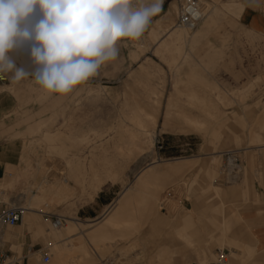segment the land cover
<instances>
[{"label": "rangeland", "instance_id": "obj_1", "mask_svg": "<svg viewBox=\"0 0 264 264\" xmlns=\"http://www.w3.org/2000/svg\"><path fill=\"white\" fill-rule=\"evenodd\" d=\"M183 1L159 0V12L141 38L122 41L115 60L67 95L41 94L32 79L36 65L30 44L13 51L16 67L29 77L14 82L8 72V82L0 84L17 103L15 136L22 147L16 172L27 177L22 181L32 177L34 182L22 188L16 173L7 176L0 181V195L19 202L24 194L21 207L32 205L39 211L29 220L37 223L33 230L22 222L7 231L16 256L34 247L25 264H43L44 253L51 257L48 264H162L160 256L175 264L182 249L176 229L184 217L194 222L190 230H199L206 238L221 216L239 215L243 219H233V227L245 232L246 246H254L244 219L259 204L254 182L261 173V150L251 140L264 123V36L223 15L203 34L197 29L205 17L187 31L177 22ZM225 1L197 0L203 14L213 6L222 8ZM230 8L235 9L234 0H227L228 16L234 13ZM168 14L175 25L173 34L181 36L177 41H171L172 34L165 35L167 25L159 23ZM38 19L39 13L33 22ZM38 127L65 134L45 143L43 131L33 132ZM228 155L241 163L236 172ZM175 159H190L192 166L128 191L124 207L117 208L123 215L117 223L103 225L100 237L63 243L48 239L61 229L52 227L50 216L62 218L64 225L67 217L76 218L78 210L71 216L63 204L74 194H79L74 199L79 204L86 195L124 190L151 163L168 166ZM94 161L107 169L90 175ZM71 176L78 178L77 185L67 180ZM40 186L61 191L70 186L71 197L41 204ZM215 187L223 194L217 195ZM159 219L163 223L156 226ZM71 243L84 244L90 257L67 247ZM65 248L68 251L61 256ZM219 249H211L206 264L214 261ZM257 252L255 247L252 252L244 249L230 257L231 264H256ZM190 257L193 262L194 253Z\"/></svg>", "mask_w": 264, "mask_h": 264}, {"label": "crops", "instance_id": "obj_2", "mask_svg": "<svg viewBox=\"0 0 264 264\" xmlns=\"http://www.w3.org/2000/svg\"><path fill=\"white\" fill-rule=\"evenodd\" d=\"M234 4L235 9L231 11L230 8V11L234 12L231 16H228L225 11L227 0L223 2L222 8L216 6L209 8L207 13L203 14V18H206L205 21L197 29L199 30V35L203 34L206 29L210 25H212L217 18H219L220 15H223L229 18L231 21L238 20L239 24H241L243 28L255 34L264 36V0H234ZM174 10L176 9L174 8ZM171 17L172 15L168 14L162 20H159V23L166 24L167 29L165 35L171 33V41H177L181 36L173 34L175 25H173L174 22ZM154 27L155 25L153 26V28ZM158 34L161 35L160 32ZM47 93L48 92L42 89L41 94ZM16 107V99L13 98V96H11L7 91H5L0 84V181L5 179L7 176H11L16 173V183H21L22 179H24L26 176H24L23 173L16 172V169L20 163V149L22 147L21 141H19V138L15 136L18 132L17 127H15L14 120ZM42 131V128L38 127L37 130L33 132ZM59 134L63 135L65 133H62L61 131L53 132L45 130L43 131L42 141L46 143L47 141H49L51 136H56ZM75 137L80 138L81 134L75 135ZM251 143H255L260 147L261 155H259V160L262 161L261 173L258 179L254 182L255 192L257 198L259 199V204L256 205L245 216L246 219H244L245 223L247 224L246 229L253 236V238L250 239L252 240L251 243L254 246H246L244 240L245 232L242 229H235L233 227V219L238 218L239 221H242L243 218H241L239 215L235 216L233 214H224V216H221V220H219L217 223V228L214 231L207 232L206 238L199 230H190L194 222L191 218L184 217L183 219H181V222L176 229L178 243L180 244V247L182 249L181 256L175 261V264H193L194 261H196V263L198 264H206L208 254L211 252V249L213 247H218L220 249L228 248L229 250H231L230 257H238L240 255V252L244 249L247 250V252H252L255 247L256 251H258L256 264H264V123L262 124L260 130L253 133ZM252 159L253 157H251V160ZM254 159L256 158L254 157ZM170 165L173 166V168L171 170H165L167 164H160L158 162L151 163L146 169L141 171L136 176V179L134 181L135 183L129 185L124 190H119L118 192L109 191V194L98 192L99 194L96 193L94 196L86 195L85 200H83L79 204H76L74 201V199H76L79 194H74V197L64 201L63 204L68 207V211L71 216L75 213V211L78 210L76 218L67 217L68 219L66 220V225H63L57 234L53 236L49 234L48 239H56L59 243H63L72 242L79 237H100L103 234V225L115 224L119 221V217L123 215L121 212H118L117 208L120 207L121 209L122 207H124V201L126 199V193L128 191L136 190V188L145 185L151 178L152 179L150 181L154 182L159 178L181 173L182 171L187 170L192 166V164L190 163V159H175V161L171 162ZM106 166L108 165L102 164V166L99 168L97 166V162L94 161L91 165L92 173L90 175L95 174V172H97L99 169H107ZM31 179V181H27V179L23 180L22 188L27 183L32 184L34 182V179L32 177ZM77 179L78 178H74L73 176L67 178V180H74L75 185H77ZM103 179H105L106 181L110 180L108 177H105ZM40 187L41 189L38 190L41 191L42 195L39 196V201L41 202V204H50L55 202L60 203L62 198L65 199L67 197H71L70 186H67L64 191H61L58 187L54 186L49 188H43V186ZM215 191L219 196L223 194V191L219 187H215ZM110 193L111 196H107L110 195ZM51 196L58 197V200L51 199ZM24 197L25 196L23 194L21 196V199L19 200L23 201ZM0 199L4 200L1 195ZM20 201L9 202L21 204ZM30 211L31 212L29 218L26 220V222H23L27 224L28 229L33 230L34 228H36L37 223L29 220L33 213L39 211H35L32 205ZM162 223L163 219H159L156 223V226H159ZM67 226H69L70 228H74L73 232H69L68 228H66ZM205 230H207L206 227ZM38 232L41 233L39 228ZM9 235V233H6V240L7 236ZM10 242H12L11 235ZM71 245L72 243L69 246L67 245V247H70L71 249L82 253L87 258L90 257V253L84 244L79 243L76 245ZM66 251H68V249L65 248V251L61 254V256H63ZM191 253H194L195 255V260L193 262L191 261L190 257ZM159 259H163L164 263L162 264H172L170 258H166L165 256H160Z\"/></svg>", "mask_w": 264, "mask_h": 264}, {"label": "clouds", "instance_id": "obj_3", "mask_svg": "<svg viewBox=\"0 0 264 264\" xmlns=\"http://www.w3.org/2000/svg\"><path fill=\"white\" fill-rule=\"evenodd\" d=\"M159 9V0H0V73L29 77L9 54L30 44L34 82L67 95L115 60L122 41L141 38Z\"/></svg>", "mask_w": 264, "mask_h": 264}, {"label": "built area", "instance_id": "obj_4", "mask_svg": "<svg viewBox=\"0 0 264 264\" xmlns=\"http://www.w3.org/2000/svg\"><path fill=\"white\" fill-rule=\"evenodd\" d=\"M202 19L203 12L197 0H184L180 6L178 24L189 30H194ZM9 55L17 66L18 56L14 52ZM7 77L8 72L0 73V83L8 82ZM157 144L159 145L160 141ZM158 149H162V146H159ZM228 160H233L230 155H228ZM23 212L24 209L20 206L11 204L9 201L0 200V264H25L29 261V256L34 253V247H30L27 248L25 255L18 257L13 250V243L5 239L10 228L17 227L22 223ZM49 219L53 228L59 229L64 225V220L60 217L50 216ZM42 260L43 264H48L51 257L44 253ZM211 264H231L230 250H216L214 261Z\"/></svg>", "mask_w": 264, "mask_h": 264}, {"label": "bare ground", "instance_id": "obj_5", "mask_svg": "<svg viewBox=\"0 0 264 264\" xmlns=\"http://www.w3.org/2000/svg\"><path fill=\"white\" fill-rule=\"evenodd\" d=\"M197 27H198V26H197ZM182 28H184V29L187 30V31H192V30L187 29L186 27H182ZM170 164H171V162L168 163V166L165 167V170H169L170 168H173V166H171ZM229 165L231 166L232 169H234V170H233L234 172H236L238 169L241 168V163L238 162V161L235 162L234 160H230ZM174 167H175V166H174ZM233 178H234V177H233ZM0 200H2V199H0ZM3 201H4V200H3ZM9 203L14 204V205H18V206L21 207V205L18 204V203H14V202H9ZM21 208H22V207H21ZM30 212H31V211H30V208L25 207L24 212H23V219H22V222H23V221L26 222V220L29 218ZM5 238H6V236H5ZM9 238H10V236H7V241H10Z\"/></svg>", "mask_w": 264, "mask_h": 264}]
</instances>
